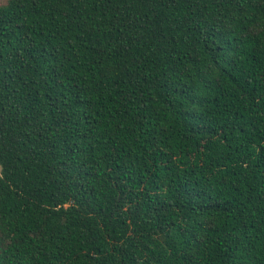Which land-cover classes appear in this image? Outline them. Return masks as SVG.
<instances>
[{"label": "trees", "instance_id": "16d2710c", "mask_svg": "<svg viewBox=\"0 0 264 264\" xmlns=\"http://www.w3.org/2000/svg\"><path fill=\"white\" fill-rule=\"evenodd\" d=\"M0 264H264V0H0Z\"/></svg>", "mask_w": 264, "mask_h": 264}]
</instances>
